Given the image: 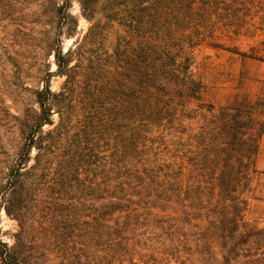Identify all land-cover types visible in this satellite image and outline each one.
<instances>
[{"label":"trees","instance_id":"16d2710c","mask_svg":"<svg viewBox=\"0 0 264 264\" xmlns=\"http://www.w3.org/2000/svg\"><path fill=\"white\" fill-rule=\"evenodd\" d=\"M77 2L83 35L64 52L72 0H44L31 86L11 69L0 90V222L17 227L0 264H264L246 218L264 91L206 100L194 53L264 34V0Z\"/></svg>","mask_w":264,"mask_h":264},{"label":"rangeland","instance_id":"374dc122","mask_svg":"<svg viewBox=\"0 0 264 264\" xmlns=\"http://www.w3.org/2000/svg\"><path fill=\"white\" fill-rule=\"evenodd\" d=\"M43 10L44 0H1L0 16L4 18L0 23L1 92H10L15 89V86L5 82L11 69L24 77L25 86H31L29 74L32 73L34 62L39 61L44 45ZM71 11L78 18L77 34L72 38L61 39L64 52L73 46L74 41L83 35L88 26V22L80 14L77 0H72ZM37 16L39 25L33 23V18ZM263 38L264 34H258L255 38L243 36L238 39H226L222 37L220 43L224 45L223 48L210 43H203L195 49L197 71L204 80L206 100L224 102L236 92L247 93L254 97L264 91V61L243 57L225 49L229 46L250 52L252 46H257V51L263 53L262 58H264V50L262 49L264 42H259ZM52 60L51 57L49 59L50 70L55 71L56 66ZM62 80L63 77L53 75L49 82L51 89L53 91L59 90ZM5 103L13 107L11 100H7ZM11 110L13 112V108ZM53 118L54 121L57 120L56 115H53ZM256 167L259 173L253 179V190L250 194L246 218L249 221L263 224L264 132L259 142ZM16 228V222L1 212V238L11 243V235Z\"/></svg>","mask_w":264,"mask_h":264}]
</instances>
